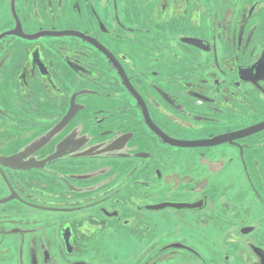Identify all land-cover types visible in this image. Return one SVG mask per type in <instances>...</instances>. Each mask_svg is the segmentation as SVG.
<instances>
[{
  "label": "flooded vegetation",
  "instance_id": "1",
  "mask_svg": "<svg viewBox=\"0 0 264 264\" xmlns=\"http://www.w3.org/2000/svg\"><path fill=\"white\" fill-rule=\"evenodd\" d=\"M262 123L264 0H0V264H264Z\"/></svg>",
  "mask_w": 264,
  "mask_h": 264
},
{
  "label": "water",
  "instance_id": "2",
  "mask_svg": "<svg viewBox=\"0 0 264 264\" xmlns=\"http://www.w3.org/2000/svg\"><path fill=\"white\" fill-rule=\"evenodd\" d=\"M42 33H50V32H42ZM41 34V33H40ZM43 35V34H42ZM35 36H39L38 34H36ZM264 129V123L262 124H258L256 126H254L253 128L249 129L250 131L247 132L246 130V133L245 134H251V133H255V132H258L260 130Z\"/></svg>",
  "mask_w": 264,
  "mask_h": 264
}]
</instances>
